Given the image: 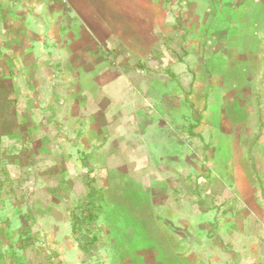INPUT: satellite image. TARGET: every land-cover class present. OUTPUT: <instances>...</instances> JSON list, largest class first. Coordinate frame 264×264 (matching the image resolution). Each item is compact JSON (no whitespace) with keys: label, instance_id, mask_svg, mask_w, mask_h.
I'll return each instance as SVG.
<instances>
[{"label":"rangeland","instance_id":"obj_1","mask_svg":"<svg viewBox=\"0 0 264 264\" xmlns=\"http://www.w3.org/2000/svg\"><path fill=\"white\" fill-rule=\"evenodd\" d=\"M0 264H264V0H0Z\"/></svg>","mask_w":264,"mask_h":264},{"label":"trees","instance_id":"obj_2","mask_svg":"<svg viewBox=\"0 0 264 264\" xmlns=\"http://www.w3.org/2000/svg\"><path fill=\"white\" fill-rule=\"evenodd\" d=\"M96 195H97V192H96L95 190H92V191L90 192V198H91V201H90V202H92V203H90L91 206H94V202H95V197H96ZM88 215H89L88 217H89L90 219L93 218V214L90 213V211L88 212Z\"/></svg>","mask_w":264,"mask_h":264},{"label":"crops","instance_id":"obj_3","mask_svg":"<svg viewBox=\"0 0 264 264\" xmlns=\"http://www.w3.org/2000/svg\"><path fill=\"white\" fill-rule=\"evenodd\" d=\"M64 1H66V2H64ZM57 2H58V4H60V5H68L69 4V0H57Z\"/></svg>","mask_w":264,"mask_h":264},{"label":"built area","instance_id":"obj_4","mask_svg":"<svg viewBox=\"0 0 264 264\" xmlns=\"http://www.w3.org/2000/svg\"><path fill=\"white\" fill-rule=\"evenodd\" d=\"M64 2H66V1H64Z\"/></svg>","mask_w":264,"mask_h":264}]
</instances>
